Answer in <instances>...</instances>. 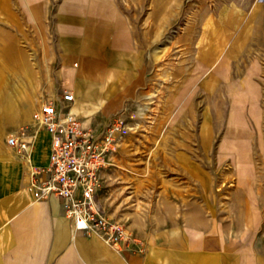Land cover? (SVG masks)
<instances>
[{"label":"crops","instance_id":"1","mask_svg":"<svg viewBox=\"0 0 264 264\" xmlns=\"http://www.w3.org/2000/svg\"><path fill=\"white\" fill-rule=\"evenodd\" d=\"M113 5L110 0H0V63L28 74L35 57L43 75L35 99L28 82L25 97H18L13 83L15 109L4 118L0 113V122L11 123L9 130H0V264H264V242L252 237L257 230L248 226L250 213L210 211L208 170L191 156L211 151L208 110H203L197 146L184 143L164 151L182 178L170 179L169 189L155 185L152 215L133 214L126 223L141 250H117L95 233L75 231L57 198L34 196L30 175L48 165L50 151L49 135L32 120L34 109L47 99L63 107L57 98L69 91L74 101L67 109L98 128L145 90L149 56ZM215 5L197 14L199 32L185 37L191 42L188 53H196L191 72L199 75L203 104L222 90L221 61L233 63L244 54L236 45L240 29L256 13L264 23V0H218ZM230 5H241L247 14ZM24 127L29 149L10 147L7 138L19 137L17 128ZM191 183L197 185V199L186 190Z\"/></svg>","mask_w":264,"mask_h":264},{"label":"rangeland","instance_id":"2","mask_svg":"<svg viewBox=\"0 0 264 264\" xmlns=\"http://www.w3.org/2000/svg\"><path fill=\"white\" fill-rule=\"evenodd\" d=\"M110 1L125 16L149 56L150 75L142 96L120 113L126 132L97 194L101 214L125 226L133 214L152 215L155 185L169 189L170 185H165L170 179L182 178L165 149L184 143L197 146L203 110H208L211 151L191 156L194 163H203L208 170L210 211L220 216H230L235 210L250 213L248 226L257 230L252 237L264 242V23H259L256 13L240 29L236 45L244 54L233 63L221 61L222 90L203 104L199 75L191 72L196 53H188L191 42L185 37L192 39L199 32L197 14L203 8L217 7L218 0ZM230 6L247 14L241 5ZM227 40L226 36L224 43ZM29 63L28 74L0 63L3 118L15 109L10 104L13 83L18 85V97H25V82L32 87L34 99L42 91V63L35 57ZM10 125L1 121L0 130H9ZM25 128H17L20 138L24 139ZM191 184L186 190L197 199V185Z\"/></svg>","mask_w":264,"mask_h":264},{"label":"built area","instance_id":"3","mask_svg":"<svg viewBox=\"0 0 264 264\" xmlns=\"http://www.w3.org/2000/svg\"><path fill=\"white\" fill-rule=\"evenodd\" d=\"M56 100L42 102L33 114V121L50 137L48 165L35 168L30 175V188L37 199L57 198L65 216L77 232H92L117 250L137 248L140 242L126 226L105 218L97 206V194L103 176L113 166L125 124L120 115H112L94 128L71 113L67 107L74 101L69 91H62ZM10 147L27 150L30 143L18 136L7 138Z\"/></svg>","mask_w":264,"mask_h":264},{"label":"bare ground","instance_id":"4","mask_svg":"<svg viewBox=\"0 0 264 264\" xmlns=\"http://www.w3.org/2000/svg\"><path fill=\"white\" fill-rule=\"evenodd\" d=\"M33 120V119H32ZM34 122V121H33Z\"/></svg>","mask_w":264,"mask_h":264}]
</instances>
